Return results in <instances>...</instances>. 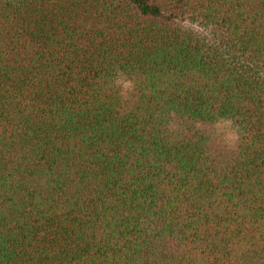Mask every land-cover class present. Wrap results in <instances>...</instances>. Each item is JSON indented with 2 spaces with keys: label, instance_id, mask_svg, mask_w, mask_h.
<instances>
[{
  "label": "trees",
  "instance_id": "trees-1",
  "mask_svg": "<svg viewBox=\"0 0 264 264\" xmlns=\"http://www.w3.org/2000/svg\"><path fill=\"white\" fill-rule=\"evenodd\" d=\"M0 264H264V0H0Z\"/></svg>",
  "mask_w": 264,
  "mask_h": 264
},
{
  "label": "rangeland",
  "instance_id": "rangeland-1",
  "mask_svg": "<svg viewBox=\"0 0 264 264\" xmlns=\"http://www.w3.org/2000/svg\"><path fill=\"white\" fill-rule=\"evenodd\" d=\"M228 138L231 140L233 139V135L232 134H227Z\"/></svg>",
  "mask_w": 264,
  "mask_h": 264
}]
</instances>
